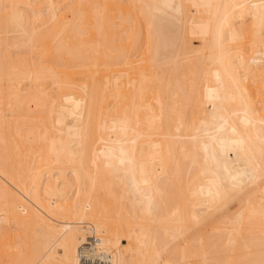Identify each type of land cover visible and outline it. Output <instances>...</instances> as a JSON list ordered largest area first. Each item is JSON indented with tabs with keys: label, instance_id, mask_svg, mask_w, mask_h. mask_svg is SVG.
I'll use <instances>...</instances> for the list:
<instances>
[{
	"label": "bare ground",
	"instance_id": "bare-ground-1",
	"mask_svg": "<svg viewBox=\"0 0 264 264\" xmlns=\"http://www.w3.org/2000/svg\"><path fill=\"white\" fill-rule=\"evenodd\" d=\"M0 264H264V0H0Z\"/></svg>",
	"mask_w": 264,
	"mask_h": 264
},
{
	"label": "rangeland",
	"instance_id": "rangeland-1",
	"mask_svg": "<svg viewBox=\"0 0 264 264\" xmlns=\"http://www.w3.org/2000/svg\"><path fill=\"white\" fill-rule=\"evenodd\" d=\"M180 240H181V238L178 239L174 244L178 246L181 243ZM122 244H124V243H122Z\"/></svg>",
	"mask_w": 264,
	"mask_h": 264
}]
</instances>
